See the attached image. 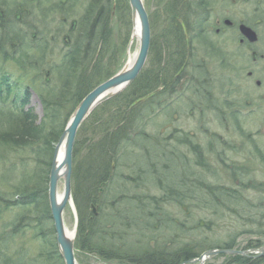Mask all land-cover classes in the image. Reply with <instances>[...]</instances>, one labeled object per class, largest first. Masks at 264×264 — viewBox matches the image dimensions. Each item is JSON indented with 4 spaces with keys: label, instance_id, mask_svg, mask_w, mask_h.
Returning a JSON list of instances; mask_svg holds the SVG:
<instances>
[{
    "label": "rangeland",
    "instance_id": "rangeland-1",
    "mask_svg": "<svg viewBox=\"0 0 264 264\" xmlns=\"http://www.w3.org/2000/svg\"><path fill=\"white\" fill-rule=\"evenodd\" d=\"M15 1L0 0V8L12 11L14 8L12 2ZM49 1L43 0L45 5L41 7L44 6V11H47L48 5L54 3L53 0L51 3ZM112 1L115 7L110 5L111 0H100L103 6L97 7L98 16L104 15L105 6L112 9L110 19L107 13L106 17L103 16V19H106L102 35L98 40L100 46L89 59L91 64L89 68L95 70V72H91L89 79L97 82L104 80L120 63L126 64L129 57V53L126 55V52L134 29L130 2L129 0ZM230 1L210 0L209 38L217 47V51H212L211 48L209 50L197 43L187 46V49L193 47V52L198 53L200 58L199 68L194 70L198 84L191 85L194 74L192 71L190 73V69L183 72L179 79H175L174 68L177 64L174 63L178 57L177 52L182 48L180 49V45H176L171 39L175 35V24L178 23V20L170 18L168 13L165 15L160 13L159 4L162 0H143L152 27L150 53L147 63L142 69L147 76L146 79L144 77L135 84L130 92L132 93L133 89L141 91L146 86H151L155 91L163 90L162 92L166 93L165 98L162 97L161 101L171 100L173 104L164 113L149 112L142 106L136 113L133 112V117L129 116L127 123L123 124L127 100L125 96L116 95L111 98L113 101L110 103L105 104L109 100L103 102L101 104L103 106L91 114L92 118L89 117L83 123L85 126L80 136L76 138L77 153L74 157V168L78 163L79 168H82L85 173L90 168L92 162L90 156L94 154L96 148L99 147L100 150L101 146H105L111 150L113 143L119 140L114 139L111 146H107L109 138L106 140V137L110 131H117L120 127L119 131L122 133H127L129 128L134 129V133L139 132L136 124L130 126L128 123L138 120V115L141 113L144 114V120H148L144 130H146V136L152 138L153 144L146 150L144 146L148 145L147 142L140 140L135 142L132 149L123 151L120 156L119 153L114 152V157L107 159L104 155L106 162L111 167V171L107 174L104 170L99 172L97 170L94 172V179L89 180L90 178L86 176V181L81 183H76L73 178L74 209L69 203L64 209V218L69 229H74L75 216L77 218L79 216L74 199V196L78 194L79 202L82 204L80 206L86 214L92 209V203L96 206L98 215L99 213L103 214L104 209L112 208L111 210L115 214L113 223H117L118 226L116 228L120 230L123 225L131 227L128 228L129 236H132L129 241L137 243L142 241L143 244L149 240L142 234H148L150 238L153 235L159 238V242L162 243V236L164 238H167L168 235L173 237L179 232L184 234V239L188 241L189 237H193V235L191 236L193 232L195 233L194 237L198 236V239L206 240L204 243L206 247L210 244V246H215L213 248H218L223 247L232 238V234L238 231L247 230L246 233L239 236V240L243 242L250 238L256 239L259 234L264 233V127L259 126V123L262 124L259 115L249 117V120L246 119L239 132L231 131L234 129V124L237 123L234 118L228 117L225 120L227 112L233 111L232 108H224L225 93H227L230 102H235L239 95L238 93H236L237 95L228 94L229 84L227 83L232 74L227 73L225 65L228 63L233 66L235 62L234 58H229L225 54L227 43H230L228 40L232 38L229 30H223L227 28L223 25V21L226 15H230V12H233L234 17L239 18L238 12L240 11V7L231 6ZM87 2L89 0H79V3L74 4L75 12L86 14L83 8ZM237 2L239 3V0ZM250 3L252 4H249L250 6H255L253 1ZM161 6H165V2ZM101 9L102 12H100ZM38 11H40L39 8ZM24 12L25 9L20 8L19 13L24 15ZM246 15L247 19L252 18L251 23L255 21L249 11ZM32 18L35 23L42 21V18H38L35 14L32 15ZM51 18L48 16L47 20ZM209 27L205 28L209 29ZM25 28V25L20 23V30L27 33ZM216 28L221 29L220 33L216 32ZM30 33L29 31L28 35ZM65 44V41H58L56 47L49 44L48 49L61 52L65 50V48L62 49ZM232 45L237 47L238 42L232 41ZM137 48L138 42H135L131 47L133 55L136 54ZM19 49L8 54L13 57L7 63L6 70H9L14 77L22 76L24 72L19 66L21 61ZM229 51L233 50L229 48ZM2 60L0 53V62ZM47 63L60 64L61 66L63 62L59 54L55 53L47 56ZM168 63L171 66L168 67L166 65ZM240 68L241 73H238V78L244 81L247 74L243 67ZM26 70L30 71L31 75L24 77L26 80L22 83L23 87L29 84V80L31 81L33 78L39 80L36 69ZM39 72V75H42L47 71L42 69ZM158 74L159 77L162 76L161 80L158 78ZM50 76H54L52 72L44 80L50 79ZM171 79L175 82H171ZM169 81L171 83H166ZM164 86H174L173 88L176 90L174 99H172L169 89L163 88ZM248 88L251 90L250 87ZM210 90L213 93L211 98ZM30 108L37 115V121L40 122L44 117V106L34 91L30 98V104L27 106V109ZM127 112L132 113L129 109ZM236 119L241 121L237 114ZM130 135L134 136V134ZM48 140L51 138L49 137ZM120 141L128 144L123 139ZM44 146L46 147L47 144H44L43 148ZM100 152L102 153V150ZM40 154L43 164L38 163L40 165L38 173L40 180L38 182L41 184L40 188H44L45 171L51 154L50 143L45 150H41ZM34 160L30 148L10 151L0 144V195L1 192H13V188L22 181L24 174L34 173L38 169ZM200 160L204 161L205 169L197 166ZM101 162L105 161L97 159L98 164ZM41 164L43 165L42 173ZM113 170L114 173L111 174L110 180H113L114 184L112 183L108 188L103 185L104 188L100 190V185L103 182L99 183L100 178L110 176ZM90 174L92 175V171ZM80 185L83 191H80ZM63 188L64 183L61 180L59 183L60 193L63 192ZM105 188H107L106 191ZM210 189L216 190L214 192L226 193L227 196L210 195ZM39 197L38 202L44 205V199L41 195ZM4 201L12 203V199L9 197H5ZM87 204L89 209L86 207ZM229 208L243 211L246 213L245 217L249 216V219L245 220L240 215L237 217L235 214L228 213ZM21 210L22 208L18 206L9 207L8 204L0 200V264H64L63 257L53 251L51 253L45 250L50 259L44 256V253H41L43 250L42 238L35 237L36 232L26 228L27 225H31L28 224L30 219L35 220L37 212L32 211L31 215L23 216L25 212H21ZM43 217L44 223H49L48 225L51 226V222H48L45 214ZM172 225L175 228H171ZM177 226L178 228L189 227L193 230L188 233L179 228V232H177ZM198 226L201 227L199 230ZM47 230L51 241L53 238V235L50 234L51 229L47 228ZM117 236V238H122L121 231ZM259 238L261 241L264 240V235H260ZM115 242L118 243L120 240ZM190 244L195 246L194 241ZM227 255L230 254L221 253L211 257L205 261V264H222L227 259ZM96 256V254L86 253L89 262L101 260Z\"/></svg>",
    "mask_w": 264,
    "mask_h": 264
},
{
    "label": "trees",
    "instance_id": "trees-1",
    "mask_svg": "<svg viewBox=\"0 0 264 264\" xmlns=\"http://www.w3.org/2000/svg\"><path fill=\"white\" fill-rule=\"evenodd\" d=\"M53 1V4L51 3V0L49 1L51 4L48 5L47 11H44V6L41 7L42 5H45L43 4V0H16L15 2H12V4H14L12 11H10L11 9H7L8 11H6L0 8V53L3 58L0 62V144L10 151H21L30 148L35 159L34 164L38 167L35 171L36 173L29 172L24 174L22 181L13 188V192H1L0 200L3 201V203L8 204L9 207L18 206L22 208L21 212H25L23 216L31 215L32 211L35 213L37 212V215L34 218L35 220L30 219L28 224L31 225H27L26 228L34 230L36 232L35 237L42 238L43 250L41 253H44L43 255L47 257L48 255H46L47 253L45 250H48L49 252L53 251L60 256L48 203L49 171L54 148L64 131L66 123L80 100L97 85L115 74L123 64V62L120 63L121 65L119 64L117 68L102 81L97 82L93 81V79H89L91 72H95L94 69L89 68L91 66L89 59L92 57V53L97 52L100 46L98 40L102 35L104 28L103 25L106 19H103V16L105 15L106 17L107 13L110 19L112 17V9H108V7L106 8L105 6L104 15L101 14L98 16L97 7H102V3L100 0H89V2L84 5L83 9H85L86 14L83 15L75 12L74 4L79 3V0ZM110 5L115 7L112 0ZM20 8H24L27 14L25 15V12L24 15L19 13ZM38 8L40 11H38ZM95 9H97V11H95ZM100 12H102V9ZM34 14L38 18L41 17L42 21H36V23L33 22L34 18H32V15ZM48 16L52 18L47 20ZM16 17L17 19H15ZM70 17H72L71 20ZM26 19L28 20L27 23ZM20 23L25 25L27 33L20 30ZM29 31L31 32L30 35H28ZM174 33L175 35H173L171 40H173L176 45L179 44L180 49L182 48L177 52L178 57L174 63L177 64L175 65L174 70L178 72L187 58L186 55L188 54L189 57H191L194 52L193 47L190 50L187 49L185 35L179 23L175 24ZM58 41H65V47H62V49L65 48V50L61 52L50 51L48 45L51 44L56 47ZM18 48L21 49H19V54L21 55L19 66L24 71V74L22 73V76L19 75L18 77H14L9 70H6V68H8L7 63L13 57L8 56V54H12V52H15ZM48 51L49 53L47 54ZM55 53L59 54V57L63 62L61 66L60 64L47 63V56L51 54L54 55ZM166 65L168 67L171 66L169 63ZM189 67V69H191V64ZM31 68L34 70L36 69L39 80L33 78L31 81L29 80V84L23 87L22 83L26 80L24 77L31 75V73H29L30 71L26 69L31 70ZM42 69L47 72L39 75V70ZM51 72L54 76H50V79L44 80V78L49 76ZM146 76L147 75H145L143 70L141 76H139L137 81L134 82L133 86L139 83L144 77L146 79ZM175 79L177 80V78ZM153 90L154 88L151 86H146L141 92L144 94ZM33 91L37 93L44 106V117L40 122L37 121L38 117L33 112V109H27ZM125 93L127 94L119 95L120 97L125 96V99L127 100V109L123 117V124L127 123L129 116L130 118L133 117V112L136 113V111L143 106V104L140 103L133 110L129 109L130 103L142 94L136 89L133 90L132 93L130 90H127ZM111 101L113 100L111 99L105 104L110 103ZM101 106L103 105H100L99 107ZM128 109L132 111V113L127 112ZM138 117V120L131 121L128 125L130 124V126H132L133 124H136L139 129L138 136L145 141H153L150 136H146V130H144L147 126L148 120H144L143 113L139 114ZM84 126L85 124L80 127L77 138L80 136ZM119 128L117 131L112 130L109 132L108 137H106V140L109 138V142L106 144L107 146H111L110 144L114 139H123L124 141H127L129 145L132 140V135H130L131 128L127 130V133H122V131H119ZM49 137L51 140H48ZM49 143L51 146V154L45 171V187L40 188L41 184L38 182L40 180L38 174L40 165L38 163H40L42 159L40 154L41 150H45ZM44 144H47V146H44L43 148ZM151 144L153 143L151 142ZM101 150L103 154L100 152ZM76 153L77 140L74 146V157ZM114 154L113 148L110 150L109 147L101 146V149H98L97 151V155L91 154L90 157L92 158V162L89 170L86 171L87 173H85L82 168H79V164L77 163L73 175L76 183H81L84 180L86 181V176L90 178L89 180L94 179V172L97 170L98 172L104 170L106 174L109 173L111 167L109 166V163L106 162L104 155H106L107 159L108 157L110 159L114 157ZM121 154H123V151L119 153V156ZM99 158L105 162L98 164L97 159L99 161ZM95 160L96 162L94 163ZM41 163L43 164V161ZM42 164L41 173L43 169ZM203 164L204 161L200 160L199 165L204 166ZM91 171L92 175L90 174ZM112 173H114V170L110 173V176L107 175L106 177L100 178L99 183L104 180H110ZM107 188H105V191ZM79 189L80 191H83L81 185ZM214 191L216 190L210 189V195L227 196L226 193H222L221 191L219 193ZM39 195L44 199L45 206L38 202L40 198ZM78 196V194L74 196L79 215L75 247L77 254L80 253L78 256H82L83 258H86V253L92 252L101 260L102 258H106L113 262H117L118 264H180L198 257L204 251L215 247L214 245L210 246V244H208L207 247L209 248L205 247L202 249L201 244L206 241L205 239L200 238L193 240L195 233L192 232V228L184 227V229L179 227L183 232H192L191 236L193 235V237H189V240L186 241V239H184V234H181L178 231V226L176 227V231L179 232V234L174 235L173 237L168 235L167 238L162 236V243L159 242V238L153 235H151L152 238L143 244L142 241H140V243L129 241V238L132 236H129L128 228L131 227L123 225L120 230L117 229V223H113L115 214L111 210L112 208L109 207L104 209L103 214L99 213L97 216H95L91 210L86 214L82 211L80 206L82 204H80ZM5 197L11 198L12 203L4 201ZM32 206L35 208L33 209ZM86 207L88 209L90 208L88 207V204ZM213 207L216 208V206ZM35 209L39 211H36ZM228 213L235 214L237 217L240 215V217L245 220L249 219V216L245 217L246 213L234 208H229ZM44 214L45 218H48V222H51V226L48 225L49 223H44ZM47 228L51 229L50 234L53 235L51 241L49 240L50 235L47 232L49 230H47ZM171 228L175 227L172 225ZM200 228L201 227L198 226V230ZM120 231L122 238H117ZM246 232L247 230H242L233 233L232 238L229 239L223 247L218 248L248 249L259 248L264 244V240L261 241V238H259L260 235H264V233L259 234L256 239L250 238L246 242L240 241L239 236ZM119 240L120 242H115ZM193 241L195 246L190 244ZM227 256V259L222 264H264V255L257 258L243 255ZM48 258L50 259V257Z\"/></svg>",
    "mask_w": 264,
    "mask_h": 264
},
{
    "label": "flooded vegetation",
    "instance_id": "flooded-vegetation-1",
    "mask_svg": "<svg viewBox=\"0 0 264 264\" xmlns=\"http://www.w3.org/2000/svg\"><path fill=\"white\" fill-rule=\"evenodd\" d=\"M250 1H253L255 6H250ZM164 2L165 6H161ZM229 3L231 6L240 7V11L238 12L239 18L234 17L233 12H230V15H226L223 21V25L227 27L223 30H229L232 38L228 40L230 43H227L225 54L229 58H234L235 62L233 66L228 63L225 64L227 73L232 74L227 83L229 84L228 94L237 95L236 93H238L239 95H237L238 98H236L235 102H230V99L227 98V93H225L223 104L224 108L233 109L232 112H227L225 120L228 117H232L237 122L231 131L239 132L242 129V123L244 124L247 119V115H244L246 109L250 111L248 118L259 115L262 121L259 126L264 127V0H239V3L237 0H231ZM159 5L161 14L165 15V13H168L170 18L178 20L185 35L186 46H193L194 43H197L199 46L217 51V47L214 46L209 38L210 0H162ZM247 11L255 20L253 23H251L252 18L247 19ZM218 24L220 25V23ZM206 26L209 29L205 28ZM243 26L251 29L256 34V38L250 39L243 31ZM220 31V28H216L217 33H220ZM232 41L238 42L237 47L232 45ZM229 48L233 51L230 52ZM188 49L190 50V48ZM186 57L182 68L176 72L175 78L183 73L181 70L187 64L189 55L187 54ZM240 67H243L244 72L246 71L247 74L244 77V81L238 78V73H241ZM198 68L197 64L195 69H192V73L194 74V70ZM192 77L191 85H197L198 79L195 74ZM159 79L161 80L162 76ZM211 79L210 76V81ZM211 96H213V93L210 90V98ZM236 114L241 118V121L236 119ZM91 264H102V262L97 259Z\"/></svg>",
    "mask_w": 264,
    "mask_h": 264
},
{
    "label": "water",
    "instance_id": "water-1",
    "mask_svg": "<svg viewBox=\"0 0 264 264\" xmlns=\"http://www.w3.org/2000/svg\"><path fill=\"white\" fill-rule=\"evenodd\" d=\"M132 10V20L135 27L139 26L138 33V48L135 54V60L131 66L127 63L113 76L106 81L97 85L92 89L79 104L76 106L72 113L65 129L55 146L53 162L49 175V189L48 196L50 202L51 214L54 222V229L57 235V246L60 255L65 259L66 264H76L75 260V237L77 232V216L76 225L73 233L68 235L67 227L64 218V209L69 203L74 209V200L72 196V164H73V150L77 132L82 123L90 116L98 105L118 95L123 89L131 84L143 69L151 46V29L150 20L143 0H129ZM185 29V27H184ZM186 31V30H185ZM243 31L250 39H255L256 34L249 28L243 26ZM131 43L128 46V53H130ZM151 93L149 95H153ZM144 97L137 102L146 99ZM136 102V103H137ZM63 147V154L61 159H58L60 149ZM63 179L64 188L61 199H59V183ZM92 209L96 212V208L92 205ZM259 255L264 254V246L256 250ZM221 253L227 254H242L247 255L246 251L236 249H222L215 248L209 249L202 253L199 259L194 262L204 264L206 260L214 255ZM258 255H255L257 257ZM186 264V263H183Z\"/></svg>",
    "mask_w": 264,
    "mask_h": 264
},
{
    "label": "bare ground",
    "instance_id": "bare-ground-1",
    "mask_svg": "<svg viewBox=\"0 0 264 264\" xmlns=\"http://www.w3.org/2000/svg\"><path fill=\"white\" fill-rule=\"evenodd\" d=\"M150 29H152V27H151V24H150ZM138 33H139V26H138V24H136L135 25V27H134V29H133V33H132V38H131V47L134 45V43L135 42H137V38H138ZM199 54L197 53H193L192 54V56L191 57H189V59H188V61H187V64L183 67V69L181 70L182 72H185V71H187V69H189L190 67V64H191V69H190V71H192V69H195V67L197 66V64L199 63ZM134 60H135V54L133 55V53H132V51H131V49H130V53H129V57H128V60H127V66H131L132 64H133V62H134ZM146 63H147V61H146ZM145 63V64H146ZM145 66V65H144ZM182 68V67H181ZM141 73H142V70L139 72V74L137 75V79L139 78V76H141ZM180 76H182V73L179 75V76H177V79H179L180 78ZM136 80V79H135ZM135 80L131 83V84H129L125 89H123L120 93H118V95H123V94H125V92L128 90H131L132 88H133V84H134V82H135ZM171 82H175L174 80H172L171 79ZM170 81L169 82H166V83H171ZM163 84H164V82H163ZM165 85V84H164ZM163 86V85H162ZM168 88L169 89V91H170V94H171V97H172V99H174V97H175V93H176V90L173 88L174 86H164L163 88ZM134 90V89H133ZM163 90H157V91H150L149 93H142L141 91H139V93L140 94H142L141 96H139V97H137L136 99H134V101H132V103H130V105H129V109H131L132 107H134L135 105H137V104H139V103H142L143 104V107H144V109L145 110H147V111H158L159 113L160 112H162V113H164V111H166L167 109H169V108H171L172 107V104H173V102L171 101V100H162L161 101V98L163 97V98H165V96H166V93L165 92H163L162 94H160L161 92H162ZM89 93V92H88ZM87 93V94H88ZM151 93H154L153 95H149V94H151ZM86 94V95H87ZM85 95V96H86ZM84 96V97H85ZM177 96H179L178 95V93H177ZM83 97V98H84ZM144 97H147L146 99H144V100H141V101H139V102H137L138 100H140V99H142V98H144ZM83 98L80 100V102L83 100ZM109 100H111V99H109ZM137 102V103H136ZM79 104V103H78ZM99 106L100 105H98V107H96L95 109H94V111L92 112V114L99 108ZM75 110V109H74ZM250 114V111L249 110H246L245 111V113H244V115H247V119L249 120V118H248V115ZM163 115V114H162ZM71 117V116H70ZM70 119V118H69ZM69 121V120H68ZM260 122L262 123V121L260 120ZM68 123V122H67ZM67 123H66V125H67ZM66 127V126H65ZM65 129V128H64ZM80 129V128H79ZM79 129H78V132H79ZM64 132V131H63ZM78 132H77V135H78ZM63 134V133H62ZM130 134H134V136H132V140H131V142L129 143V145L128 144H126L125 142H122V141H120V140H116L114 143H113V151L115 152V153H120V152H122V151H129L130 149H132L133 147H134V145H135V142H139L140 140L141 141H143L144 139H142V138H140L139 136H138V134H139V132L138 133H134V129H130ZM62 136V135H61ZM60 136V137H61ZM138 136V137H137ZM77 138V137H76ZM60 139V138H59ZM77 140V139H76ZM75 140V141H76ZM151 141V140H150ZM150 141H147L146 140V142H147V144L148 145H146V146H144V148L147 150V149H149V147H150V145H151V142ZM98 149H99V147L98 148H96L95 150H97L98 151ZM54 150H55V148H54ZM97 151H95L94 152V154L95 155H97ZM62 154H63V147L60 149V153H59V157H58V159H61V157H62ZM144 155V154H143ZM53 157H54V152H53V156H52V162H53ZM97 158V157H96ZM52 162H51V166H52ZM96 162V160L94 161V163ZM51 166H50V170H51ZM197 166H200V167H202L203 169H205L206 167L205 166H201V165H199V161H198V163H197ZM49 175H50V171H49ZM73 175H74V150H73V164H72V174H71V179L73 180ZM61 180H63V179H61ZM114 181L113 180H104L103 182H102V186L100 185V187L101 188H104V186L105 187H110L111 186V184L113 183ZM101 184V183H100ZM114 184V183H113ZM104 185V186H103ZM61 196H62V193H60L59 194V199H61ZM48 203H49V206H50V202L48 201ZM96 207V206H95ZM91 211H92V213L95 215V216H97L98 215V213L97 212H95L94 211V209H91ZM97 211V210H96ZM52 217V216H51ZM52 220H53V218H52ZM77 224L79 223V218H77ZM65 223H66V221H65ZM75 225H76V216H75ZM66 227H67V233H68V235H70L71 236V234L73 233V230L75 229V226H74V229L73 230H71V229H69L68 228V226H67V224H66ZM145 236V238H148V239H150V235H148V234H143V237ZM55 237L57 238V235H56V232H55ZM194 239L196 240V239H198V237H194ZM75 241H76V237H75ZM205 243V242H204ZM204 243H202L201 244V248L202 249H204L205 247H206V245H204ZM75 246V245H74ZM256 250H258V248H248V249H241V251H246V253H254V254H256V255H258L257 257H260L261 255H259V253L256 251ZM89 255H94V253H92V252H89ZM202 255V254H201ZM201 255L200 256H198V257H195V258H193V259H190V260H187L186 262H182V263H180V264H183V263H186V264H189V263H194V261H195V259H199L200 257H201ZM242 255V254H241ZM256 257V258H257ZM75 260H76V264H91V261L89 262L88 260V258H83L82 256H79L78 257V254H77V250H76V247H75ZM83 262V263H82ZM86 262H88V263H86ZM101 262H102V264H106V263H109V264H118L117 262H113L112 260H109V259H106V258H102V260H101ZM63 263L64 264H66L65 263V259L63 260Z\"/></svg>",
    "mask_w": 264,
    "mask_h": 264
}]
</instances>
